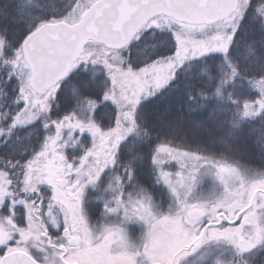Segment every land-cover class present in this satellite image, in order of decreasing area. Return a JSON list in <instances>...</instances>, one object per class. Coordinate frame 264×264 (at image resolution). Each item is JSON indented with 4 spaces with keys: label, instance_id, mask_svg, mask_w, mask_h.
Segmentation results:
<instances>
[{
    "label": "snow or ice",
    "instance_id": "obj_1",
    "mask_svg": "<svg viewBox=\"0 0 264 264\" xmlns=\"http://www.w3.org/2000/svg\"><path fill=\"white\" fill-rule=\"evenodd\" d=\"M0 264H264V0H0Z\"/></svg>",
    "mask_w": 264,
    "mask_h": 264
},
{
    "label": "trees",
    "instance_id": "obj_2",
    "mask_svg": "<svg viewBox=\"0 0 264 264\" xmlns=\"http://www.w3.org/2000/svg\"><path fill=\"white\" fill-rule=\"evenodd\" d=\"M242 155L244 156V159L246 160H252V159H255L257 163H259V156H252L250 153H242Z\"/></svg>",
    "mask_w": 264,
    "mask_h": 264
}]
</instances>
